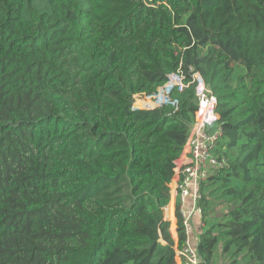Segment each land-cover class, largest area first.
I'll return each mask as SVG.
<instances>
[{"label": "trees", "instance_id": "obj_1", "mask_svg": "<svg viewBox=\"0 0 264 264\" xmlns=\"http://www.w3.org/2000/svg\"><path fill=\"white\" fill-rule=\"evenodd\" d=\"M180 67L216 94L227 161L200 264H264V0H0V264H178L165 207L195 87L135 95Z\"/></svg>", "mask_w": 264, "mask_h": 264}, {"label": "built area", "instance_id": "obj_2", "mask_svg": "<svg viewBox=\"0 0 264 264\" xmlns=\"http://www.w3.org/2000/svg\"><path fill=\"white\" fill-rule=\"evenodd\" d=\"M191 85L195 87L198 109L187 142L175 160V176L172 180L174 185L170 183L171 196L175 195L176 198L177 222L180 217L187 232L182 245L178 244V239L176 240L175 250L178 264H200L201 262L198 252L199 240L194 242L189 235L190 223L193 217L198 215L201 228L205 227L203 208L200 205L203 196L202 185L227 163L226 159L217 152L219 142L223 137V129L218 122L219 114L216 110L218 98L199 71L191 68V79L188 80V75L180 67L177 71L171 72L167 83L159 88L162 90L160 95L163 98L161 97L160 101H156L158 96H155L156 100H153L154 96L149 98L154 101L153 106H156L166 101L174 87L185 90ZM135 100L139 99L135 98Z\"/></svg>", "mask_w": 264, "mask_h": 264}, {"label": "crops", "instance_id": "obj_3", "mask_svg": "<svg viewBox=\"0 0 264 264\" xmlns=\"http://www.w3.org/2000/svg\"><path fill=\"white\" fill-rule=\"evenodd\" d=\"M172 185H174V181L172 182ZM175 207H176V198H175V195H172L170 202L165 207V219L170 222V225H171L170 231L172 235L174 236V238L177 240L178 239V232H177L178 222L176 218ZM201 232H202V228L200 225L199 216L196 215L191 220L190 227H189V235L195 242V240L197 239L199 240V236Z\"/></svg>", "mask_w": 264, "mask_h": 264}, {"label": "rangeland", "instance_id": "obj_4", "mask_svg": "<svg viewBox=\"0 0 264 264\" xmlns=\"http://www.w3.org/2000/svg\"><path fill=\"white\" fill-rule=\"evenodd\" d=\"M162 92V90H158V93H156V94H154V95H145V94H138V95H136L135 96V98L136 99H139V100H142L143 102H146V101H150L151 100V98H149V97H151V96H154L153 97V100L155 99V96H158V99L156 100V101H160V98L162 97V95H160V93ZM141 97V98H140ZM163 98V97H162ZM146 100V101H145ZM152 100V101H153ZM151 101V106H149V107H153V102ZM157 103V102H156ZM135 105L136 106H138V104H137V101L135 100ZM148 105H146V106H144V107H147ZM155 106V105H154ZM143 107V106H142ZM226 205H222V204H220V205H218L217 206V208H216V210L212 213V215H211V220L209 221V222H207V225L209 226L210 224H212V222L214 221V219H215V216H218V217H221V215H222V213L226 210ZM215 264H229V259L225 256V255H223L222 253H221V251L218 253V255H217V257H216V260H215Z\"/></svg>", "mask_w": 264, "mask_h": 264}]
</instances>
